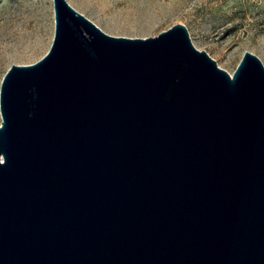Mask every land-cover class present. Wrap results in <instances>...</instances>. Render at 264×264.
I'll return each instance as SVG.
<instances>
[{
	"label": "water",
	"instance_id": "water-1",
	"mask_svg": "<svg viewBox=\"0 0 264 264\" xmlns=\"http://www.w3.org/2000/svg\"><path fill=\"white\" fill-rule=\"evenodd\" d=\"M0 90V264H264V62L185 23L115 35L54 0Z\"/></svg>",
	"mask_w": 264,
	"mask_h": 264
},
{
	"label": "rangeland",
	"instance_id": "rangeland-1",
	"mask_svg": "<svg viewBox=\"0 0 264 264\" xmlns=\"http://www.w3.org/2000/svg\"><path fill=\"white\" fill-rule=\"evenodd\" d=\"M106 32L147 37L182 22L233 73L246 50L264 62V0H68ZM54 0H0V90L13 63H32L55 35ZM0 107V124L2 122Z\"/></svg>",
	"mask_w": 264,
	"mask_h": 264
}]
</instances>
